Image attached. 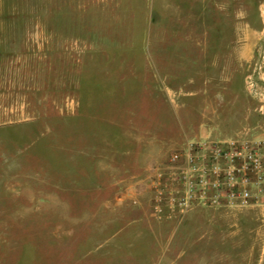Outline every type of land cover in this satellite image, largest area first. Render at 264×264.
Instances as JSON below:
<instances>
[{"label": "rangeland", "instance_id": "1", "mask_svg": "<svg viewBox=\"0 0 264 264\" xmlns=\"http://www.w3.org/2000/svg\"><path fill=\"white\" fill-rule=\"evenodd\" d=\"M0 264H264V0H0Z\"/></svg>", "mask_w": 264, "mask_h": 264}, {"label": "built area", "instance_id": "2", "mask_svg": "<svg viewBox=\"0 0 264 264\" xmlns=\"http://www.w3.org/2000/svg\"><path fill=\"white\" fill-rule=\"evenodd\" d=\"M236 154L239 156H243L244 158L246 156L242 154V151ZM212 156L214 157V155ZM247 157L251 160L247 162L250 166L249 169L253 171L254 174L258 175L260 169H262L260 158L254 153L249 154ZM176 158H177V155H173V159H176ZM205 170H207L206 171L207 173L204 174V177L203 175L200 176V179L198 176L196 178V182L192 180V177L194 176L193 174H189L187 172L185 173L184 178L186 179V182L184 184L186 186V189L184 191V195L179 197L177 201L178 206L184 207L188 205L190 196L192 195V191L194 190L193 184L197 185L198 183L199 185H202V186H204L205 184L206 187L209 186L208 187L209 189L215 191L217 195H214V198H217L220 195L218 193L223 192L225 189H228L230 193L223 194L222 197H229L231 199L238 198L243 203L247 200V198H249L250 195L248 194V190L245 189L244 187H242V189L239 190L238 195L234 194V192L236 191V188H234V186L232 185V182L229 180L228 175H224L223 177H220L218 166L212 164L210 168L205 169ZM204 178H206V180H204ZM241 183L243 185V183H245V179Z\"/></svg>", "mask_w": 264, "mask_h": 264}, {"label": "crops", "instance_id": "3", "mask_svg": "<svg viewBox=\"0 0 264 264\" xmlns=\"http://www.w3.org/2000/svg\"><path fill=\"white\" fill-rule=\"evenodd\" d=\"M151 162H152V161H149L148 167H150V166H151ZM151 183H152V182H151Z\"/></svg>", "mask_w": 264, "mask_h": 264}]
</instances>
